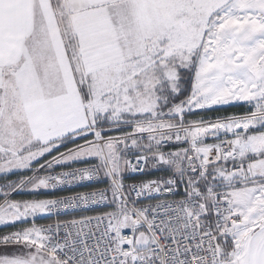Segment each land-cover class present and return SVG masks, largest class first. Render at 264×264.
<instances>
[{"label": "snow or ice", "instance_id": "1", "mask_svg": "<svg viewBox=\"0 0 264 264\" xmlns=\"http://www.w3.org/2000/svg\"><path fill=\"white\" fill-rule=\"evenodd\" d=\"M0 176V264H264V0H0Z\"/></svg>", "mask_w": 264, "mask_h": 264}, {"label": "built area", "instance_id": "2", "mask_svg": "<svg viewBox=\"0 0 264 264\" xmlns=\"http://www.w3.org/2000/svg\"><path fill=\"white\" fill-rule=\"evenodd\" d=\"M87 166L84 163L81 164H75V165H69L66 168H60L57 167L54 172H60V171H70L72 169L75 168H79V167H85ZM154 169L151 168V165L148 166L146 173L152 172ZM145 173V174H146ZM145 174L141 175L139 173H129L127 174L126 177V183L127 184H131L134 182H139L142 180H150V179H157V178H146ZM106 186V182L103 180L100 181H85V182H80L77 183L71 187L68 186H61L58 187L55 190H49L47 191V193H49L51 196H49L48 198H57V197H63V196H69V195H73L76 192H87V191H91L93 189H97V188H103ZM103 209L100 208H96L93 211L90 212H72L71 214H69L68 216H65L63 214L59 215V216H45V218L48 219V221L40 223V224H47V223H51L54 222L56 219H71L74 217H79L80 215H93L96 214L97 212L102 211Z\"/></svg>", "mask_w": 264, "mask_h": 264}, {"label": "rangeland", "instance_id": "3", "mask_svg": "<svg viewBox=\"0 0 264 264\" xmlns=\"http://www.w3.org/2000/svg\"><path fill=\"white\" fill-rule=\"evenodd\" d=\"M193 119L196 118V116H193L191 117ZM55 154V153H53ZM75 164H81V163H74V164H71V165H75ZM152 172L155 173V177H166L168 175V173L164 170H157V169H154ZM30 173H22V175H28ZM21 175V174H19ZM15 179H18V176L14 179H8V180H15ZM5 182V178L3 176H0V183H4ZM47 193V191H44V190H41L39 193L37 194H33L31 192H28V191H22V192H18V193H14L13 194V199H17V200H28V199H33V198H37V199H40V198H48V197H45V196H42L43 194ZM42 218H45V216H42V217H37V220L39 219H42Z\"/></svg>", "mask_w": 264, "mask_h": 264}, {"label": "trees", "instance_id": "4", "mask_svg": "<svg viewBox=\"0 0 264 264\" xmlns=\"http://www.w3.org/2000/svg\"><path fill=\"white\" fill-rule=\"evenodd\" d=\"M245 111V109L243 107H235V106H232V107H227L226 109L222 110L221 112H211V113H208L207 115H223L225 113H240V112H243ZM63 150V149H61ZM19 174H14V175H10L7 177V179H14L18 176ZM145 177L146 178H155V173L154 172H149V173H146L145 174ZM42 196H45V197H49L51 196L49 193H45L43 194ZM48 221L47 218H42V219H39L37 220L36 222L38 224L40 223H43V222H46ZM13 230L12 228L10 227H0V232H5V231H11Z\"/></svg>", "mask_w": 264, "mask_h": 264}, {"label": "crops", "instance_id": "5", "mask_svg": "<svg viewBox=\"0 0 264 264\" xmlns=\"http://www.w3.org/2000/svg\"><path fill=\"white\" fill-rule=\"evenodd\" d=\"M155 178H158V177H155Z\"/></svg>", "mask_w": 264, "mask_h": 264}]
</instances>
